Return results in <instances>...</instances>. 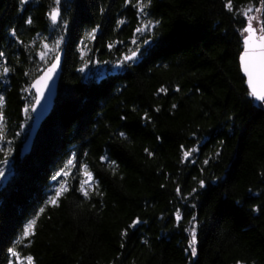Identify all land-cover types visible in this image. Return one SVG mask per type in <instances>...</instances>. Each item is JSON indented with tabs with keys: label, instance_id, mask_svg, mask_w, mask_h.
I'll return each mask as SVG.
<instances>
[{
	"label": "trees",
	"instance_id": "obj_1",
	"mask_svg": "<svg viewBox=\"0 0 264 264\" xmlns=\"http://www.w3.org/2000/svg\"><path fill=\"white\" fill-rule=\"evenodd\" d=\"M143 2L0 0V264H21L13 248L33 264H264V108L240 66L243 10L259 30L264 0ZM65 44L24 154L31 85Z\"/></svg>",
	"mask_w": 264,
	"mask_h": 264
},
{
	"label": "snow or ice",
	"instance_id": "obj_2",
	"mask_svg": "<svg viewBox=\"0 0 264 264\" xmlns=\"http://www.w3.org/2000/svg\"><path fill=\"white\" fill-rule=\"evenodd\" d=\"M57 3H59V0H57ZM151 3V0H148V4ZM138 4L140 7V11L143 13L145 7H147V4L143 2V0H138ZM226 7H228L230 10L232 9V3L231 0H228ZM251 7L246 8L243 10V15L247 17V26L243 29V32L247 35L243 38V44H244V52L241 56L242 61H245L243 65V71L248 75L249 80L248 82L252 83V70L250 68V65L248 63V58L253 54V48L256 49V55L259 57L258 59V67L261 71H264V22H261V26L259 30L255 27H253L252 21L258 19L257 17L249 16L248 13L251 12ZM259 11V9H257ZM59 15L58 11H53L50 13L51 19L55 21ZM28 23H31V19L27 21ZM122 23V22H121ZM158 23V21H157ZM152 26V22L149 21L148 24L143 25V27L137 28V32H143L148 30ZM147 43V41H145ZM136 57V52H133L131 56H125L124 61L132 60ZM123 63V61H121ZM56 65L53 64L52 68L48 69V74L41 76L39 80L36 81L35 84L32 85L33 88H36L37 91H40L39 85L41 84V81H46L51 78L50 73L55 69ZM5 72L9 71V69L5 68ZM46 86V85H45ZM161 91H165V89H161ZM251 95L255 96L258 100L264 101V91H257L255 87L252 88ZM3 102V97H0V103ZM2 119V117H0ZM123 135V133H121ZM189 154L185 153V157H187ZM73 160H69L67 162V165H72ZM66 165V167H67ZM4 173L0 171V177H2ZM67 176L69 175L68 172L64 171L63 169L57 173V177L59 176ZM84 175L85 179L81 182L80 185V191L82 194L87 197L89 195L88 187H91L95 181L92 177L91 173L87 171V166H84ZM57 177H54L56 179ZM69 189L67 187V181H64L59 184V187L56 189L55 194L50 198L48 201L49 204L53 206H57L60 197L67 192ZM43 211V210H42ZM180 219L179 213H177V220ZM136 223H139V221H135L133 226H135ZM36 225V219L31 220L27 227L24 230V236L30 237L34 234V229ZM196 234H195V227L191 230V240L189 241V247L191 249L192 255H196ZM11 255L15 257L17 260L21 261V264H24L26 261V264H33V257L31 255H28L26 257L21 258L20 253L16 251L15 248L9 250Z\"/></svg>",
	"mask_w": 264,
	"mask_h": 264
},
{
	"label": "water",
	"instance_id": "obj_3",
	"mask_svg": "<svg viewBox=\"0 0 264 264\" xmlns=\"http://www.w3.org/2000/svg\"><path fill=\"white\" fill-rule=\"evenodd\" d=\"M55 11L59 12L58 17L55 20V21H58L60 17V11L59 10H55ZM66 45L67 44H65L64 48L54 58V60L50 63V65L40 74V76H38L33 81L32 85L35 84L36 81L39 80L41 76L48 74V69L52 68L53 64L56 65L55 69L50 73L51 78L46 81H41V84L39 85L40 91L38 92L37 89L33 88L31 85L30 89L32 92H34L36 98H35V102L32 107V114H33L32 126H31L28 137L22 148V152L24 154H27L28 152H30L39 128L41 127L45 119L51 114L53 107L55 105V101L58 95V88H59V84H60V80H61V76L63 72ZM258 59L259 57L256 55V49L253 48V54L248 58V63L252 70V77H251L252 83L251 84L248 82L249 80L248 75L243 71V65L245 61H242L241 57H240V66H241V71L244 77L246 78V83L250 91H252V88L255 87L256 90L259 92V91H264V71H261L259 69L258 64H257ZM254 98L257 104L261 108H264V101L258 100L255 96Z\"/></svg>",
	"mask_w": 264,
	"mask_h": 264
},
{
	"label": "rangeland",
	"instance_id": "obj_4",
	"mask_svg": "<svg viewBox=\"0 0 264 264\" xmlns=\"http://www.w3.org/2000/svg\"><path fill=\"white\" fill-rule=\"evenodd\" d=\"M249 16H253V17H257L258 19H256V20H253L252 21V24H253V27H255V28H257L255 25H256V23L258 24V22H259V14L257 13V12H255V11H252L250 14H249Z\"/></svg>",
	"mask_w": 264,
	"mask_h": 264
}]
</instances>
